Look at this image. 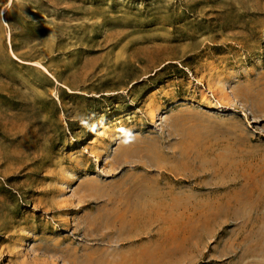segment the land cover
<instances>
[{
	"label": "rangeland",
	"instance_id": "obj_1",
	"mask_svg": "<svg viewBox=\"0 0 264 264\" xmlns=\"http://www.w3.org/2000/svg\"><path fill=\"white\" fill-rule=\"evenodd\" d=\"M253 93L264 0H0V264H264Z\"/></svg>",
	"mask_w": 264,
	"mask_h": 264
},
{
	"label": "bare ground",
	"instance_id": "obj_2",
	"mask_svg": "<svg viewBox=\"0 0 264 264\" xmlns=\"http://www.w3.org/2000/svg\"><path fill=\"white\" fill-rule=\"evenodd\" d=\"M251 89V88H250ZM248 90V89H247ZM251 91V90H250ZM249 91V92H250ZM244 92V91H243ZM240 89L239 90H236V92L234 93L235 94V96H237V97H244V98H247L248 97V95L245 93V95H244V93H243ZM229 93H231V91H229ZM233 95V94H232ZM253 95H254V93H253ZM257 95V94H256ZM261 95V94H260ZM255 96V95H254ZM249 98V97H248ZM234 101V100H233ZM246 101V100H245ZM251 101H253V105H260V106H264V99L263 98H259V97H257L256 98V96L254 97V99L251 97ZM185 103H187V102H189L188 100H186V101H184ZM232 102V101H231ZM248 102H249V100H248ZM229 104V103H228ZM211 110H216V112H225L226 113V111H228V110H230V108L227 106V107H225V106H222V105H213V107H211ZM243 113H245V112H243ZM157 117V115L155 116V113L154 114H152V119L154 120L155 118ZM155 129H158V126H156L155 127ZM112 147V146H111ZM106 155V154H105ZM118 155H119V157H121V155L123 156V157H126V152H123V151H120V153H118ZM102 159H103V157H102ZM105 159V158H104ZM104 160H102V162H103ZM102 162H100V163H102ZM102 166H100V164H98L97 166H96V172H98V174L100 173V174H105L106 172H104V170H103V168H101ZM96 175V174H95ZM140 182V181H139ZM142 184V183H141ZM99 194H100V192H99ZM100 196H102V195H100Z\"/></svg>",
	"mask_w": 264,
	"mask_h": 264
}]
</instances>
